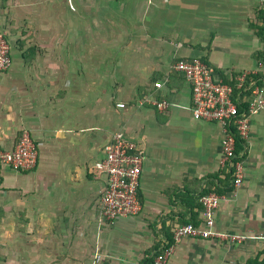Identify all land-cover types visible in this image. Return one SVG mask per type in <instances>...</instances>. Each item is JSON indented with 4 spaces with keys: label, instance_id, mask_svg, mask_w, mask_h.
Wrapping results in <instances>:
<instances>
[{
    "label": "crops",
    "instance_id": "obj_1",
    "mask_svg": "<svg viewBox=\"0 0 264 264\" xmlns=\"http://www.w3.org/2000/svg\"><path fill=\"white\" fill-rule=\"evenodd\" d=\"M263 6L0 0L12 58L0 71V149L23 130L38 145L32 170L0 164V264H94L95 253L104 255L97 264H148L176 226L204 227L208 193L221 197L212 230L241 240L182 237L166 264H264V104L249 117L241 183L229 188L222 127L193 118L190 85L173 68L200 58L229 82L256 71L248 76L264 98V42L250 25ZM117 131L143 152L140 209L108 221L99 210L106 177L94 164Z\"/></svg>",
    "mask_w": 264,
    "mask_h": 264
},
{
    "label": "built area",
    "instance_id": "obj_2",
    "mask_svg": "<svg viewBox=\"0 0 264 264\" xmlns=\"http://www.w3.org/2000/svg\"><path fill=\"white\" fill-rule=\"evenodd\" d=\"M11 61L9 44L0 32V71L7 70ZM173 68L182 73L190 85L193 118L216 122L222 127L221 165L230 173V186L237 187L243 177L244 151L236 153V140L244 141L247 138L250 114L264 104L257 80L248 76L256 74V71H244L236 77H230V82H227L200 58L177 60ZM154 85L159 87L160 82ZM243 101L247 103L246 108L241 107ZM150 102L159 110L169 105L165 100ZM139 103L142 104V101ZM117 106L123 107L124 103H117ZM37 159L38 145L26 130L20 132L12 149H0V164L8 165L13 170L30 171L36 166ZM142 162L143 152L139 146L127 139L121 131L115 132L105 145L104 157L94 164L95 169L106 177L99 202V210L104 219L113 221L121 216L138 213L140 203L137 191ZM220 200L221 197L214 193L202 195L200 202L204 227H196L190 222L176 226L172 232V242L165 240L152 264H166L174 243L182 237H228L231 241H240L241 236H225L212 230L213 211ZM103 259L104 255L95 253L93 263L97 264Z\"/></svg>",
    "mask_w": 264,
    "mask_h": 264
},
{
    "label": "trees",
    "instance_id": "obj_3",
    "mask_svg": "<svg viewBox=\"0 0 264 264\" xmlns=\"http://www.w3.org/2000/svg\"><path fill=\"white\" fill-rule=\"evenodd\" d=\"M250 25L252 26L253 29H255V33L264 42V6L262 8H260L259 10H257V12H256V21L252 22ZM259 58H262V60H264V49L259 53ZM226 81L229 82L228 78H226ZM236 93H237V91L235 90V94ZM241 107L246 108L247 107V103L245 101H243L241 103ZM241 107H239V108H241ZM242 143H243V141H241L240 139L236 140V153H239L240 150H242V148H243L242 147ZM228 175H229L228 177H230V173ZM229 180H230V178H229ZM229 188H231V186ZM167 235H168L167 240L172 242V234L170 233V235L169 234H167ZM159 249H161V246H160ZM159 249L152 256L149 257V259L147 260L148 264H152L153 263L154 256L157 254Z\"/></svg>",
    "mask_w": 264,
    "mask_h": 264
}]
</instances>
